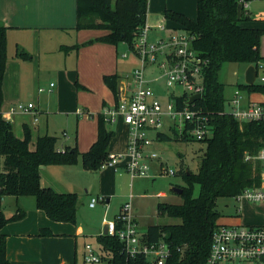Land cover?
I'll use <instances>...</instances> for the list:
<instances>
[{"label": "trees", "instance_id": "trees-1", "mask_svg": "<svg viewBox=\"0 0 264 264\" xmlns=\"http://www.w3.org/2000/svg\"><path fill=\"white\" fill-rule=\"evenodd\" d=\"M149 0H76V30H102L106 34L96 41L133 49L136 36L147 22ZM249 2L250 0H246ZM241 0H197L196 19L182 13L166 10L164 17L176 26L196 34L195 48L207 61L205 67L204 93L197 107L209 117L211 135L200 140L198 151L200 165L197 172L191 171L182 161L174 174L181 176L182 204L159 203L161 216L179 219L178 224L148 226L144 238L148 244L165 242L170 254L164 264H205L210 254L214 229L222 223L218 202L233 198L243 190L259 186L261 164L247 161L246 156H255L264 148V122H239L225 111V85L219 81L223 65L255 64L262 60L260 54L264 28L245 27L243 21L253 19L244 8L238 19ZM89 41L85 44H90ZM84 44V45H85ZM79 46H76L78 48ZM66 50L65 47L62 48ZM17 56L30 60L31 55L17 49ZM7 54V28L0 24V201L7 197L33 198L38 209L54 222L76 223L79 206L76 193H60L41 185L43 166H71L82 159L86 171L96 172L110 160L109 145L115 135L103 113L97 115V138L90 149L81 153L77 146L58 148V138L52 135L39 136L35 149L30 148L31 131L24 127V137L16 136L11 122L1 112L3 105L2 83ZM118 75L104 76L107 88L118 103ZM242 87V88H241ZM250 92L260 88L241 86ZM104 108L107 107L103 104ZM173 131L176 141L194 142L187 134ZM157 140H172L159 132ZM198 185L200 192L194 194ZM26 212L17 208L7 217L0 207V264H10L7 257V237L2 229L9 222L21 220ZM39 236H53L50 228H41ZM103 261L106 264H151L144 255L131 257L124 251L117 236L99 235Z\"/></svg>", "mask_w": 264, "mask_h": 264}, {"label": "crops", "instance_id": "crops-1", "mask_svg": "<svg viewBox=\"0 0 264 264\" xmlns=\"http://www.w3.org/2000/svg\"><path fill=\"white\" fill-rule=\"evenodd\" d=\"M251 1L246 9L250 15H252ZM166 10L182 13L195 19L197 0H149L147 22L150 25L158 24L165 18ZM166 21L169 27H175L174 23L167 19ZM0 24L7 28L8 54L2 83L3 117L13 124L14 132L20 139L24 137L18 134L21 125L23 133L24 127H28L32 135L30 148L35 149L39 136H53V134L48 130L45 134H41L36 118L31 127L23 119L20 121L18 115L12 122L10 108L21 102L22 96L27 92L34 94L36 92L38 95L48 92L51 94V102L43 107L38 105L37 110L34 105L31 112H34L35 116L38 112L48 114L73 112L80 115L84 119L82 122L85 126H82L80 130V142L77 148L81 153L87 152L96 141V117L103 112V104L108 107L115 103L112 92L104 83V76L118 75L122 81L125 79L123 68L130 66L128 63H133L131 60H136L132 56L122 58L124 53L118 57L119 46L97 42L96 39L105 35V31L76 30V0H0ZM89 41L93 42L85 44ZM76 46L79 47L76 48ZM64 47L66 50L62 49ZM17 49L29 53L31 59L19 58ZM45 74L50 76L48 80L43 79ZM51 84H54L52 88H50ZM39 88L46 90L39 92ZM120 89L119 87L118 95ZM252 99L260 100L257 96ZM87 117L92 118L90 122L86 120ZM15 120L18 122L17 127ZM110 126L115 135L110 142L109 153L124 154L129 142V128L121 120ZM32 129L38 130V133L33 134ZM64 137L62 142L58 138L57 145L60 150L72 146L66 142V135ZM160 164L165 165L163 161L154 162L152 171L158 173ZM57 171H63L64 175L57 178L55 175ZM84 172L98 175L100 185V193L90 196L88 207L96 209L99 204H110L112 196L110 191L104 189V184L109 180H117L125 171L119 167ZM69 179L73 178L68 167L50 165L41 168V185L44 188H52L60 193H76V184L72 180L69 182ZM166 195L167 193L163 191L158 193V196ZM95 197L104 198V202L90 207L91 200ZM9 198L0 201V207L7 217L12 216L18 207L26 212L21 220L9 222L2 229V233L7 237V257L10 264H79L81 258L83 264H88L84 260L85 246L92 243L85 240L94 236L98 238L103 232L105 222L102 228L92 229H85L78 224L79 222L75 224L54 222L44 211L36 207L34 199L16 198L17 208L15 209L11 205L6 207V201L11 200ZM117 204L118 210L112 220L117 217L124 205L122 202ZM249 205L260 215L262 222L259 224L264 223V205L248 204V207ZM7 208H9L8 211ZM243 211L240 218L236 213L231 216L232 220L225 218L223 221L222 218V223H244ZM134 218L137 221L135 216ZM41 228H50L54 235L39 236ZM95 251L101 253V250L95 249Z\"/></svg>", "mask_w": 264, "mask_h": 264}, {"label": "built area", "instance_id": "built-area-1", "mask_svg": "<svg viewBox=\"0 0 264 264\" xmlns=\"http://www.w3.org/2000/svg\"><path fill=\"white\" fill-rule=\"evenodd\" d=\"M248 3L241 0L245 10ZM154 30L158 33L154 34ZM196 38V34L183 27H169L166 18L156 25L146 22L140 29L133 49H129V54L138 65L134 67L131 76L125 78V85L119 92V102L103 108L102 112L110 125L121 120L129 128L127 151L124 154L111 155L102 169L121 167L131 178L147 177L152 172V164L159 159L152 146L165 119L172 122L169 128L176 123L181 125L179 132L189 126L187 134L197 141L205 140L211 135L209 117L203 113L201 107H197L204 93V70L207 61L195 48ZM129 54L124 53L122 57L127 58ZM251 65L256 72L253 84L246 81L235 90L231 100H226L230 110L225 108V111L241 123L264 122V58L248 65V68ZM153 67L163 72L165 85L169 89L165 101L145 79L144 72ZM130 83L132 90L129 89ZM53 86L51 84L50 88ZM241 86L260 88L262 91L250 92L241 89ZM45 90L39 88V92ZM197 94L201 98L187 104ZM254 96L260 100L252 99ZM17 109L31 112L34 105L19 104ZM149 132H156L155 138L148 136ZM246 160L261 164L260 184L243 190L233 199L240 204L264 205V148L255 156L247 155ZM159 168L158 173L162 175L161 164ZM166 173L174 175L175 171L166 169ZM99 202H104V198H93L90 207H95ZM131 211L129 201L121 207L114 220L105 221L108 227L107 236H117L124 245V251L131 257L142 254L151 264H164L170 254L167 244L163 241L148 244L144 235L140 234L139 225ZM242 211V207L238 208V218ZM85 250L86 263H106L102 254L96 252L91 244H87ZM205 264H264V223L217 225L212 234L210 254Z\"/></svg>", "mask_w": 264, "mask_h": 264}, {"label": "rangeland", "instance_id": "rangeland-1", "mask_svg": "<svg viewBox=\"0 0 264 264\" xmlns=\"http://www.w3.org/2000/svg\"><path fill=\"white\" fill-rule=\"evenodd\" d=\"M263 9L264 0H252L250 5L252 17L254 20L258 18L260 19V21H243L240 23V25L245 27L264 28V12H262ZM166 23L167 25H169L167 21ZM155 33H158V31L154 30V34ZM123 53L129 54V49L127 45L120 44L118 57H120V55ZM260 54L262 58H264V36L261 40ZM128 57H131V55L129 54ZM131 61L133 63H128L130 66H126L123 68L125 78L131 76V72L133 71L134 67L138 65L136 61ZM247 69V64L226 63L223 65L222 69L219 72V81L225 85L224 96L227 102L231 100L235 90H238L240 85H244L246 83ZM144 73L145 79L150 83L149 85L154 89L156 94L165 101L166 96L169 93V89H167L165 85L163 72L153 67L147 69ZM49 78L50 76L48 74H45V76H43L44 80H48ZM123 80L121 81L120 79V88H123L125 85V81ZM129 89L132 90L131 83L129 85ZM240 94L245 97L243 93L240 92ZM50 99L51 94L48 92L40 95L36 94V92L35 94L33 92L25 93L21 98V102L13 105V107L10 108L11 121L14 122V117L18 115L20 117V121L21 119H23V121L27 122L31 127L34 122V118H36L38 120L37 126H39V132L41 134H45L48 130L53 134L54 137L60 138V142L65 139L64 135H66V142L68 144L72 146H79L80 130L82 126H85V124H83L82 122L84 119H82L81 116L77 113L54 112L48 114L40 113L37 111L38 114L35 116L34 112L25 113L24 111L17 109L19 104L28 105V103H32L33 105H35L37 110L38 105H40V107L47 106V104L51 102ZM117 102H119V100ZM225 108L227 111L230 110L228 103L225 104ZM91 119L92 118L87 117L86 120L90 122ZM15 124L17 127L18 122H16V120ZM170 125H172V122H170L169 119H165L164 125L159 130V132L165 133L166 135L170 136L172 140L161 141L154 139L152 146V148L157 152L159 156L158 160L163 161V163L167 166L166 167L165 165H162V175L152 171L147 177L137 176L132 179L131 176L125 172L117 180H109L104 184V189L110 191V194L112 196L111 202L107 205L99 204L96 209H90L88 207V201L90 196H95L100 193L98 175L86 174L84 172L85 169L83 167L82 159L80 158L78 159L76 164L71 166L54 165L56 167L62 168L68 167L69 172L73 178L69 179L68 181L71 182L72 180L76 184L75 191L77 193L79 201V206L76 214V223L79 222L78 224L85 229L102 228L105 221L113 219V215L118 210L117 203L122 202L123 204H126L129 201L131 202L132 206L131 212L133 216L137 218L141 235H144L146 233L148 226L180 223L179 219L170 218L168 216H161L157 210V206L159 203L182 204L183 202V198L172 190L173 187L181 188V186H183L184 183L182 177L178 175H170L166 173V169L174 170L176 173L180 169L181 162L183 161L189 170L197 172L201 161L200 156H198V151L202 147V144L200 142H196V140L194 142L176 141L174 139L173 131H179L181 125L176 123L173 127L169 128ZM32 131L33 134L38 133V130L35 131L34 129H32ZM18 134L20 136L24 135L22 125ZM148 136L155 138L156 132H149ZM107 169L110 168H106V170ZM55 175L57 178H59L60 176L64 175V172L57 171ZM85 191H87V193ZM161 191L166 192L167 195L165 197L158 196V193ZM199 192V186L195 185V196H198ZM9 199L11 200L6 201V207L11 205L12 208L15 207L16 209V198L10 197ZM240 207L244 208L242 215L244 223L257 225L262 222L260 215L255 212L256 209L251 208L250 205L248 207V204H240L233 198H222L218 202V210L222 215L223 221L225 218H231L232 220L233 218L231 216L236 214L238 208ZM8 209L9 208H7V211ZM85 241L92 243L94 249L101 250L98 240L95 236L90 237ZM79 264H83L82 258L80 259Z\"/></svg>", "mask_w": 264, "mask_h": 264}, {"label": "water", "instance_id": "water-1", "mask_svg": "<svg viewBox=\"0 0 264 264\" xmlns=\"http://www.w3.org/2000/svg\"><path fill=\"white\" fill-rule=\"evenodd\" d=\"M242 12H243V5L239 4L238 11H237L238 19H241ZM255 77H256L255 68H254V66L251 65V66H249V68L247 69V72H246V81L249 84H253ZM200 98H201L200 94L194 95L188 100L187 104H190L193 101L199 100ZM172 190H173V192H175L179 195H181L183 193V190L181 188L173 187ZM102 234L104 236L108 235V227H107L106 223L104 225Z\"/></svg>", "mask_w": 264, "mask_h": 264}]
</instances>
